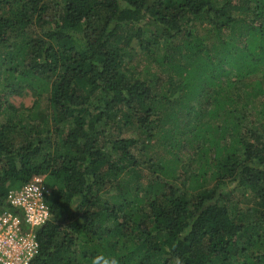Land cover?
<instances>
[{
  "label": "trees",
  "instance_id": "obj_1",
  "mask_svg": "<svg viewBox=\"0 0 264 264\" xmlns=\"http://www.w3.org/2000/svg\"><path fill=\"white\" fill-rule=\"evenodd\" d=\"M0 82L36 96L0 91L31 264H264V0H0Z\"/></svg>",
  "mask_w": 264,
  "mask_h": 264
},
{
  "label": "built area",
  "instance_id": "obj_2",
  "mask_svg": "<svg viewBox=\"0 0 264 264\" xmlns=\"http://www.w3.org/2000/svg\"><path fill=\"white\" fill-rule=\"evenodd\" d=\"M48 195L45 176L10 191L6 206L0 209V264H31L38 251L36 230L51 215Z\"/></svg>",
  "mask_w": 264,
  "mask_h": 264
},
{
  "label": "rangeland",
  "instance_id": "obj_3",
  "mask_svg": "<svg viewBox=\"0 0 264 264\" xmlns=\"http://www.w3.org/2000/svg\"><path fill=\"white\" fill-rule=\"evenodd\" d=\"M139 52V50L137 49ZM0 91L1 94L5 96V98L14 106L16 107H25L29 108L32 106L34 101L36 100V96L33 93V91L28 87H20L19 85L12 83L11 86H8V88H4L3 83L0 82ZM132 136H136L134 132H131ZM184 166H187L189 161V156L187 153H184ZM49 188V186L47 185ZM50 189V188H49Z\"/></svg>",
  "mask_w": 264,
  "mask_h": 264
},
{
  "label": "clouds",
  "instance_id": "obj_4",
  "mask_svg": "<svg viewBox=\"0 0 264 264\" xmlns=\"http://www.w3.org/2000/svg\"><path fill=\"white\" fill-rule=\"evenodd\" d=\"M92 264H97V261L94 259L92 261ZM103 264H118V261L115 257L109 258V259H105L103 261Z\"/></svg>",
  "mask_w": 264,
  "mask_h": 264
}]
</instances>
